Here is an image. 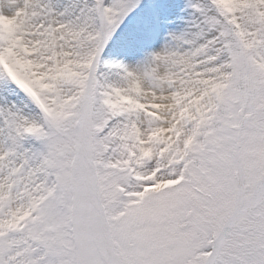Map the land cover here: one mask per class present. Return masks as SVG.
<instances>
[{
    "label": "snow or ice",
    "instance_id": "6c2138e0",
    "mask_svg": "<svg viewBox=\"0 0 264 264\" xmlns=\"http://www.w3.org/2000/svg\"><path fill=\"white\" fill-rule=\"evenodd\" d=\"M0 264H264V0H0Z\"/></svg>",
    "mask_w": 264,
    "mask_h": 264
}]
</instances>
